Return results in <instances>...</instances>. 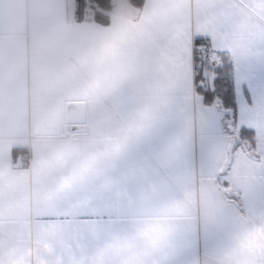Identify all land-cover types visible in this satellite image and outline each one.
Here are the masks:
<instances>
[{
  "label": "snow or ice",
  "instance_id": "obj_1",
  "mask_svg": "<svg viewBox=\"0 0 264 264\" xmlns=\"http://www.w3.org/2000/svg\"><path fill=\"white\" fill-rule=\"evenodd\" d=\"M0 40V264H264V0H32Z\"/></svg>",
  "mask_w": 264,
  "mask_h": 264
},
{
  "label": "crops",
  "instance_id": "obj_2",
  "mask_svg": "<svg viewBox=\"0 0 264 264\" xmlns=\"http://www.w3.org/2000/svg\"><path fill=\"white\" fill-rule=\"evenodd\" d=\"M32 25V0H0V40L12 58L17 74L28 78L29 96L33 73L42 68L54 51V45L33 43Z\"/></svg>",
  "mask_w": 264,
  "mask_h": 264
}]
</instances>
